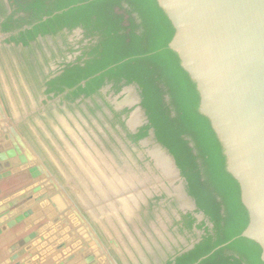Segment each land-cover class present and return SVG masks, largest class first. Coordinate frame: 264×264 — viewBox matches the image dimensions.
Listing matches in <instances>:
<instances>
[{"label": "trees", "instance_id": "16d2710c", "mask_svg": "<svg viewBox=\"0 0 264 264\" xmlns=\"http://www.w3.org/2000/svg\"><path fill=\"white\" fill-rule=\"evenodd\" d=\"M76 29L81 30L79 39L67 43L66 35ZM0 35L26 55L34 53L36 43L43 63L36 60L34 70L26 60L22 76L29 75L36 89L43 88L46 100L58 99L70 107L89 99L100 109L98 98L111 109L101 93L104 87L118 94L125 86H136L146 124L128 138L135 143L152 130L173 158L195 213L203 215L197 222L195 215L180 213L174 226L193 238L192 247L167 255L161 264H262L258 248L239 237L247 219L238 188L224 171L207 121L197 113L192 84L167 48L172 29L154 0H0ZM39 37L60 38L66 48L58 46L59 54H79L45 74L48 59ZM24 82L32 88L30 81ZM128 112L111 110L117 122Z\"/></svg>", "mask_w": 264, "mask_h": 264}, {"label": "water", "instance_id": "95a60500", "mask_svg": "<svg viewBox=\"0 0 264 264\" xmlns=\"http://www.w3.org/2000/svg\"><path fill=\"white\" fill-rule=\"evenodd\" d=\"M154 1L172 29L167 48L192 84L197 113L207 121L224 171L238 188L247 219L239 237L258 248L264 264V0ZM8 142L11 148H6ZM25 147L19 139L16 143L0 133V180L21 172H27L31 180L41 176L46 180L47 172L29 152L22 154ZM163 152L180 177L173 158ZM34 185L0 205V236L18 225L28 228L43 218L47 221L18 242L20 246H12L15 254L9 253L10 259L2 264H18L31 251V239L62 222L55 206L43 197L45 192L39 194L40 187ZM58 229L55 238H59L52 244L58 254L53 260L63 253L68 255L61 258V264L94 262L88 249L71 252L77 241L68 236V228ZM21 264H31V260Z\"/></svg>", "mask_w": 264, "mask_h": 264}, {"label": "crops", "instance_id": "0c3cea01", "mask_svg": "<svg viewBox=\"0 0 264 264\" xmlns=\"http://www.w3.org/2000/svg\"><path fill=\"white\" fill-rule=\"evenodd\" d=\"M3 41L4 36L0 35V133L16 143L19 139L26 146L22 154L28 151L36 165L41 166L47 172V178L44 180L43 177H39L36 180H31L25 173H19L0 180V205L23 189L35 184L34 187L38 186L41 189L39 194L45 192L43 197L55 206L58 216L64 220L60 225H55L35 239H31L28 243L31 246V251L19 258L17 263L21 264L26 260H31V264H61V258L68 254L61 253V258L55 261L53 258L58 253L52 246L59 238H55V236L58 235L60 226L61 229L68 228V236L77 241L71 252L80 247L90 250V256L94 258L92 264H126L116 253L121 242L117 243L111 237L120 232L118 220L121 219V214L130 211L133 214L137 207L134 206L133 209L131 202L133 201V204L136 205L137 201L134 197L128 198L126 202L116 198L122 192L123 174L131 176L133 173H131V168H126L127 171L124 170L121 161L116 162L115 144L118 143L120 146L121 141L117 140L115 134H112V138H108L107 131L105 128L102 129L103 125L101 124L105 123L107 115H100V109H97L92 102L89 104L91 105L89 109H92L93 113L88 109L87 112L90 113L88 116L85 114L86 111L77 109L79 104L78 106L74 105L77 108L73 105L68 108L66 106L65 108L73 112L64 115L65 118L72 121L68 125L64 116L60 115L63 109L57 110L58 99L46 101L42 95L43 88L36 89L34 85L31 88L24 82L22 70L27 67L26 60L34 67V70H36V60L40 66L43 62L42 53L37 49L36 43L32 44L34 53L26 55L22 53L20 47L15 48ZM39 44L42 45V42L39 41ZM37 72L39 73V70ZM40 78L39 75V81H41ZM122 92L125 94L127 91L123 89ZM129 95H123L124 106L115 103L116 110L131 109L135 106V102L128 101ZM97 102L99 106H104L102 102ZM29 107L34 112L37 108L35 121H31L35 113L29 114ZM49 109H53L52 113L48 115L51 118L46 116ZM138 111L139 108L135 112L140 113ZM79 112L81 114L78 115ZM80 115L84 122L76 119L80 118ZM91 118L93 130L79 131L80 123L84 128V123L90 126L88 122L91 123ZM138 118V114H132L131 119L127 122L128 125L134 128L140 122ZM103 119L104 121H102ZM61 120L66 121L65 137L57 131L58 127L56 129H54L55 126L53 127L59 123L62 126ZM39 121L51 127L55 136L58 137V140L52 144L54 148L52 151L45 152L44 148L35 141L38 137L36 124L39 125ZM94 121H96L95 124H93ZM8 143L10 146L8 145L6 148H11V143ZM4 150L6 151L5 148ZM106 182L112 183L115 192L109 191ZM52 189L56 193L52 192ZM146 199L148 197H145V202ZM35 210L32 211L35 212ZM193 211L194 208L182 212V214L195 215ZM152 218L153 214L149 218L150 222H152ZM179 219L180 215L175 221ZM200 220L201 218H198L197 222ZM46 221L47 219L43 218L28 228L18 225L2 234L0 236V264L10 259L9 253L15 254L12 246L17 245ZM144 222L142 221V225L147 226V220ZM175 228L177 230L176 226ZM193 231L197 236L199 235V230L195 226ZM178 234L184 237L186 232ZM44 243L45 245H43ZM109 244L116 251H114L115 254L110 251ZM22 246H26V243L23 242ZM22 249L23 247H20L18 250ZM8 264L16 263L9 262Z\"/></svg>", "mask_w": 264, "mask_h": 264}, {"label": "rangeland", "instance_id": "374dc122", "mask_svg": "<svg viewBox=\"0 0 264 264\" xmlns=\"http://www.w3.org/2000/svg\"><path fill=\"white\" fill-rule=\"evenodd\" d=\"M80 37V31L75 30L72 33H69L66 35V42L74 44ZM42 52L46 58H48V62L43 64V71L45 68V71L51 73L55 72L58 67H60V63H68L71 61H74L76 57L78 56V52L75 53H67L64 52L62 54L57 53V47L60 46L62 50H65L66 46L62 45V42L58 38L56 40V43L54 40H42ZM51 45V46H50ZM76 48V46H74ZM56 53V54H55ZM47 54V55H45ZM55 54L53 57L52 55ZM26 82H31L29 75L24 77ZM128 93L131 94V96H134L135 93H137V89L132 88H124ZM123 90L121 89L120 93L113 94L112 91H110V87H105L102 89V95L105 97V100L107 102L113 103H119L124 106V100H123ZM122 92V93H121ZM135 92V93H134ZM136 95V94H135ZM136 97V96H135ZM99 100V99H98ZM100 102H102L100 100ZM133 103V101L131 102ZM89 101H85L79 104L78 110H84L88 111L91 105H89ZM58 107V106H57ZM56 107V109H57ZM65 105H61L58 107L57 110L63 109V112H60V115L64 116L66 113H73L72 110L65 108ZM72 108V107H71ZM37 111V108L35 109ZM53 109H49L46 112V116H48L50 113H52ZM28 111V108H27ZM35 111V112H36ZM31 107H29L28 113L33 115L35 113ZM38 112V111H37ZM70 113V114H71ZM81 114L80 112L78 115ZM101 115V114H100ZM143 118V115H140L139 118ZM48 118H51L48 116ZM65 118V116H64ZM37 119L36 113L31 118V121H35ZM68 125L72 123L70 119L65 118ZM77 120H81L82 122V116L80 115V118H76ZM87 120V119H86ZM85 120V121H86ZM59 121V120H58ZM62 121L61 123L53 125L55 126L54 129H57L58 132H60L63 137L66 136L67 132V126L66 121ZM91 123L90 126H88L87 123L85 124V128L80 123L79 125V131H85L86 130H93L91 127L92 124V118L90 119ZM104 121V119L102 120ZM144 122V118L142 120ZM78 123V122H77ZM96 121L93 122L95 124ZM107 121L105 120V124H101L102 129L105 128L108 133L116 134L115 131L109 126V124H106ZM140 123V122H139ZM37 129V144L42 146L44 148L45 152L52 151L54 149L52 147V144L54 141L58 140V137L55 136L54 130H52L51 127L46 126L43 122L39 121V125L36 124ZM41 148V151H42ZM151 147H147L145 152L144 149H139L137 153L133 151H129L125 148H123V162L124 161H130L135 163H141L145 162L146 158L149 161V154L151 153ZM148 153V154H146ZM157 156H162L164 160L167 161V164L169 165V173L166 174V172L163 170V168L160 166V162H158V166L153 164V171H152V177L149 175L142 174L140 167L139 170L135 176V174H132L131 176H125L123 174L122 176V192L117 195V199L122 201H127L128 198H136L137 204H133V201L131 202L132 207L134 209L135 207H138V205H141V202L145 201V197L153 198L154 202V216L151 219L152 222H149V225L142 227L136 222L135 219H133L135 215V210L126 213L121 214V219L118 220L119 223V234L111 237L115 242H121V246L117 249V252L112 248V246L109 244L110 251L115 254V252L118 254V256L124 261L126 264H159V260L167 259V255H174L176 251H181L184 248H188L189 245L193 242V238L189 237H182L176 232V228L174 226V222L176 218H178L179 213L188 211L193 207V203L186 198L184 194V181L178 177L177 172L175 171V168L169 161V158L167 155L161 153V150L156 147ZM126 154V155H125ZM152 157V156H151ZM160 160V159H159ZM151 162H154L153 159H150ZM172 168V169H171ZM171 174V175H170ZM80 180V179H79ZM106 187L109 189V191H114V188H112V183L106 182ZM107 196V194H105ZM186 206V207H185ZM152 223V226L150 224ZM64 228V227H63ZM200 234V232H199ZM189 238V239H188ZM137 244V245H136ZM115 251V252H114ZM138 252V253H137ZM131 261V262H130ZM154 262V263H153Z\"/></svg>", "mask_w": 264, "mask_h": 264}, {"label": "flooded vegetation", "instance_id": "af4514ba", "mask_svg": "<svg viewBox=\"0 0 264 264\" xmlns=\"http://www.w3.org/2000/svg\"><path fill=\"white\" fill-rule=\"evenodd\" d=\"M76 30H78V31H80V33H81V30L80 29H76ZM75 31V30H74ZM2 36V35H1ZM48 39H50V40H52L50 37H46V38H38L37 39V42L39 43V41L41 42L42 40H48ZM58 39V38H57ZM56 39V40H57ZM60 39V38H59ZM56 40H54V42L56 43ZM60 41H61V39H60ZM62 42V41H61ZM32 44H35V43H32ZM40 45V44H39ZM41 46V48H42V45H40ZM51 46V45H50ZM60 47V46H59ZM56 54V53H55ZM54 54V55H55ZM45 55H47V54H45ZM48 59V58H47ZM43 63V62H42ZM44 73L45 74H48L49 72H47V71H45V68H44ZM32 86H33V83L31 84ZM106 87H109V86H106ZM105 88V87H104ZM124 88H132V89H137L136 88V86H134V85H129V86H125V87H123L122 88V90L124 89ZM126 91V90H125ZM137 92V91H136ZM101 93H102V90H101ZM135 93V92H134ZM129 95L130 93H128V92H126L124 95ZM136 94V95H135ZM134 94V96H131V94L129 95V99H128V101L129 102H135V106L133 107V108H124V109H129V112L127 113V114H124V115H122L121 117H120V122H123V125H121V123L120 122H117L116 120H114V118H113V115L111 114V110H113V111H115V112H121L122 110H124V109H119V110H116L115 108H116V105H115V103H111V102H108V104H109V106H110V108L111 109H109V108H107L106 107V105L102 102V104L104 105L103 107H101V105H100V114H102L103 116H106V118H105V120L107 121V123L106 124H109V126L115 131L114 133H116L115 134V136H116V138H117V140H119L120 139V141H121V143H120V146L118 145V143L117 144H115V146H116V150H115V154H116V162H119V161H121V164H122V167H123V169L124 170H126V168H131V173H133V174H135V173H137L138 172V170H139V167H140V170H141V172H142V174H144V175H149L150 174V176L152 177V171H153V164L152 163H154V165H156L157 164V154L155 153V150H156V147L158 146V145H160V144H158L157 142H156V140L154 139V136H153V132H152V130H149V132H148V134H147V136L146 137H144L143 139H141V140H139V141H137V142H132L129 138H128V134H131V135H135L137 132H138V130L141 128V127H143L145 124H146V118H145V116H144V112H143V110L140 108V106H139V103H140V98H139V94H138V92L137 93H135ZM136 96V97H135ZM43 97H45V96H43ZM123 98H124V96H123ZM54 100H57V99H53V101ZM46 101H48V100H46ZM51 101V100H50ZM87 102V101H89V103H91V100H89V99H85L83 102ZM96 102L97 101H100V99L98 100V98H96V100H95ZM106 101V100H105ZM58 102L59 103H57V105L60 107L61 105H64V104H61L60 103V101L58 100ZM107 102V101H106ZM80 103H82L81 101H76L74 104H72V105H78V104H80ZM98 103V102H97ZM137 108H139V111H140V113H137V112H135L136 111V109ZM96 111V110H95ZM138 111V112H139ZM138 114V117H140V115H143V118H144V122L142 121L143 120V118H142V116H141V118H138V121H140V123H138L134 128H132L131 126H129L128 125V121H129V119H131V115L132 114ZM95 113V112H94ZM85 114H87V116L88 115H90V113H85ZM105 124V123H104ZM103 124V125H104ZM152 132V133H151ZM107 133H108V131H107ZM108 138H112L113 137V135L111 134V133H108L107 135H106ZM161 146V145H160ZM158 146V148L160 149V150H162L163 151V147L161 146ZM147 147H151L150 149H151V153L149 154L150 156H148L149 157V161H148V159L146 158L145 160V162H141V163H137V161H135V163H133L132 164V162H128V161H124L123 162V154H122V152H123V148H125V149H127V150H129V151H133V152H135V153H137L138 152V150L139 149H141V150H143L144 149V152H145V150H146V148ZM121 154V155H120ZM146 154H148V153H146ZM126 155V154H125ZM152 156V157H151ZM153 159V161L154 162H151L150 161V159ZM119 160V161H118ZM130 166V167H129ZM156 166H159L158 164L156 165ZM127 171V170H126ZM21 173H25L26 174V176H28L29 177V174L27 173V172H21ZM42 177V176H41ZM30 178V177H29ZM38 179V178H37ZM36 180V179H35ZM52 192H55V190L54 189H52ZM184 193H186L185 192V186H184V191H183ZM56 193V192H55ZM187 195V194H186ZM188 200H189V202L191 201L192 203H193V206H195L194 205V202H193V200L190 198V197H188V195H187V197H186ZM153 202H154V200H153V198H149L148 197V199H146V202L144 201H142L141 202V205L139 206L138 205V207L135 209L136 211H135V215H134V217H133V219H135L136 220V222L142 227V221L144 222V220H147V225H149V222H150V220H149V218H150V216H151V214H153V216H154V204H153ZM195 210H196V208L194 209V211H193V214H195L196 215V217H198V218H203V215L201 214V213H198V214H196L195 213ZM138 211V212H137ZM137 212V213H136ZM179 215H180V213H179ZM178 215V216H179ZM61 220H62V218H60ZM62 221H64V220H62ZM62 223V222H61ZM145 223V222H144ZM209 227H211V224L209 225ZM199 236V235H198ZM197 236V237H198ZM189 246H191V245H189ZM185 249H189V247L188 248H185ZM164 259V258H163ZM162 259V261H164ZM166 260V259H165ZM154 263V262H153ZM162 262H161V260H159V264H161Z\"/></svg>", "mask_w": 264, "mask_h": 264}, {"label": "bare ground", "instance_id": "6f19581e", "mask_svg": "<svg viewBox=\"0 0 264 264\" xmlns=\"http://www.w3.org/2000/svg\"><path fill=\"white\" fill-rule=\"evenodd\" d=\"M158 147V146H157ZM155 152H156V150H155ZM161 153H163V154H165L162 150H161ZM166 155V154H165ZM168 157V156H167ZM169 158V157H168ZM160 159V160H159ZM157 161H159L160 163V166L163 168V170L166 172V174H168L169 173V165L167 164V161L166 160H164V158L162 157V156H158L157 157ZM169 161H170V159H169ZM171 162V161H170ZM172 164V163H171ZM173 165V164H172ZM174 167V166H173ZM172 169V168H171ZM176 171V170H175ZM171 175V174H170Z\"/></svg>", "mask_w": 264, "mask_h": 264}]
</instances>
